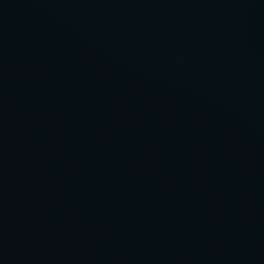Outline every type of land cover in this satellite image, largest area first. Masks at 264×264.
<instances>
[{"label":"water","instance_id":"1","mask_svg":"<svg viewBox=\"0 0 264 264\" xmlns=\"http://www.w3.org/2000/svg\"><path fill=\"white\" fill-rule=\"evenodd\" d=\"M0 264H264V0H0Z\"/></svg>","mask_w":264,"mask_h":264}]
</instances>
